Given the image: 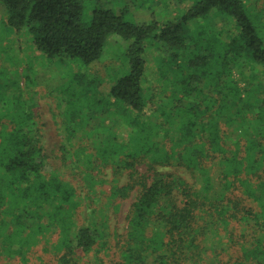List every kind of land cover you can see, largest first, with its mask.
<instances>
[{
  "label": "trees",
  "instance_id": "trees-1",
  "mask_svg": "<svg viewBox=\"0 0 264 264\" xmlns=\"http://www.w3.org/2000/svg\"><path fill=\"white\" fill-rule=\"evenodd\" d=\"M0 5L6 31L26 28L51 60L89 65L109 36L130 42L129 71L108 91L113 121L93 122L88 131L66 127L67 136L52 143L22 88L12 91L0 80L3 261L264 264V35L243 0H198L164 23L128 19V9L108 4L95 6L84 22L82 0ZM212 11L231 20L230 29L219 23L215 33L192 32L191 22ZM150 39L159 55L148 49ZM151 58L156 89L145 83ZM99 167L115 174L109 202L136 190L125 232L116 237V259L109 258L111 234L97 207L106 182L95 173ZM125 172L128 182L120 186Z\"/></svg>",
  "mask_w": 264,
  "mask_h": 264
},
{
  "label": "rangeland",
  "instance_id": "rangeland-1",
  "mask_svg": "<svg viewBox=\"0 0 264 264\" xmlns=\"http://www.w3.org/2000/svg\"><path fill=\"white\" fill-rule=\"evenodd\" d=\"M84 5V22L91 20L92 10L98 4L107 5L113 8H126L129 10L128 19L135 21L156 20L164 23L182 16L186 10L198 0H82ZM249 15L252 16L257 26L263 29L264 23L258 19L259 11L264 12V0H243ZM3 12L0 5V14ZM230 20L231 17L227 16ZM219 23L224 29L229 30L232 21L226 24L220 17H216L214 11L206 19L193 21L190 29L196 34L197 29H207L215 33ZM0 80L2 84L9 82L12 91H19L20 87L23 96L32 105L37 125L42 130L50 143L57 141L58 134L67 136L66 127L75 130L82 127L83 131L90 130L88 127L94 123H107L113 121L110 112L117 113V110L109 103L108 91L112 84L129 71V63L126 50L129 41L117 35L109 36L102 56L89 65L81 63L77 59L51 60L46 57L33 43L31 34L27 29L21 31H6L2 26L0 16ZM208 34L207 36H211ZM208 38V37H207ZM148 49L154 53L159 51L156 41L153 39L147 42ZM201 50H207L202 48ZM200 50V51H201ZM216 50H219L217 48ZM215 50V51H216ZM156 63L151 58L148 64L146 85L154 88L158 83V72ZM149 88L148 91L155 89ZM109 114V115H108ZM91 118V119H90ZM77 124V127L75 125ZM95 131L96 128L92 127ZM75 145L77 140L75 139ZM145 166L139 167L138 171L143 172ZM171 170L172 168H165ZM180 175L190 180L191 178L183 170L177 171ZM96 175L104 178L106 182L102 193L98 194L97 207H100L106 215V232L109 237L111 249L109 258L116 259V237H121L125 232L126 216L134 201L136 190H132L125 199H107L110 192L112 180L115 174L109 168H103ZM129 172H125L119 181L122 186L128 182ZM136 177V176H135ZM130 180V178H129ZM117 205V207H116ZM119 206V207H118ZM108 235V234H107ZM55 239V234H51ZM40 251V248H36ZM0 264H18L15 259L3 261Z\"/></svg>",
  "mask_w": 264,
  "mask_h": 264
}]
</instances>
